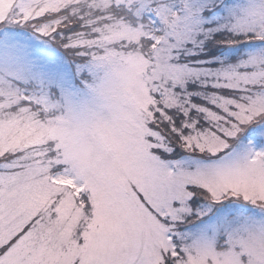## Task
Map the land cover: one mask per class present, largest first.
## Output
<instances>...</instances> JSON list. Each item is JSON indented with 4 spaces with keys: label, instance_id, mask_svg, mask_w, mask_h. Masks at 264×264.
<instances>
[{
    "label": "snow or ice",
    "instance_id": "6c2138e0",
    "mask_svg": "<svg viewBox=\"0 0 264 264\" xmlns=\"http://www.w3.org/2000/svg\"><path fill=\"white\" fill-rule=\"evenodd\" d=\"M0 264H264V0H0Z\"/></svg>",
    "mask_w": 264,
    "mask_h": 264
}]
</instances>
